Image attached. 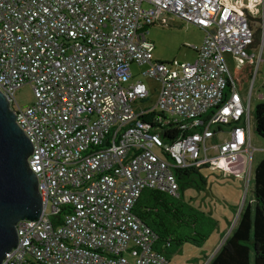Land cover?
Instances as JSON below:
<instances>
[{
	"label": "built area",
	"instance_id": "obj_1",
	"mask_svg": "<svg viewBox=\"0 0 264 264\" xmlns=\"http://www.w3.org/2000/svg\"><path fill=\"white\" fill-rule=\"evenodd\" d=\"M260 5L0 0V89L33 143L44 200L40 218L19 222L2 264H169L134 207L145 189L180 198L183 170L247 157L250 179L253 85L244 96L226 54L249 61L241 70L254 64ZM171 15L206 32L194 63L154 57L149 28ZM134 64L161 84L153 107ZM28 83L35 102L23 107L15 95ZM170 125L168 135L180 131L171 139L159 128Z\"/></svg>",
	"mask_w": 264,
	"mask_h": 264
},
{
	"label": "rangeland",
	"instance_id": "obj_2",
	"mask_svg": "<svg viewBox=\"0 0 264 264\" xmlns=\"http://www.w3.org/2000/svg\"><path fill=\"white\" fill-rule=\"evenodd\" d=\"M259 8L262 17L263 8L261 5ZM252 25L256 33L259 28H262L261 42L258 48L251 52L255 54V61L252 64L254 74L252 79L244 84L242 93L248 96L253 85L252 109L255 114L257 105L264 102V22L253 20ZM148 36L155 44L156 60L194 63L197 60L194 47H200L203 44L206 32L194 24L181 20L178 16L171 15L166 21L150 26ZM226 59L234 75H237L249 62L229 53ZM145 69L144 66L133 65L134 72L138 74L136 79L144 81L150 91L149 99L144 105L153 107L157 103L161 84L155 79L143 76ZM15 97L23 107L33 104L35 96L32 85L30 83L23 85L17 90ZM252 144L256 150L253 155L250 179V162L247 157H244L236 163L202 168L200 173L206 183L200 182L199 188L193 187L185 191L184 198L197 208L210 213L218 221V228L201 247L185 244L180 252L172 256L169 264H208L230 235L242 209L249 203L254 204L255 170L259 162L264 159V138L256 130V120L252 126ZM48 212H51V206L48 207Z\"/></svg>",
	"mask_w": 264,
	"mask_h": 264
},
{
	"label": "trees",
	"instance_id": "obj_3",
	"mask_svg": "<svg viewBox=\"0 0 264 264\" xmlns=\"http://www.w3.org/2000/svg\"><path fill=\"white\" fill-rule=\"evenodd\" d=\"M262 28L256 33L255 46L261 42ZM254 69L247 64L238 74L239 85L252 79ZM256 130L264 138V102L255 109ZM161 127V128H160ZM166 138H175L180 131L170 126H159ZM169 129V130H168ZM182 196L175 198L165 192L145 189L138 199L135 214L157 234L155 249L168 260L189 243L203 246L217 230L218 221L184 198L189 188L206 183L199 169L177 172ZM254 204L249 203L240 212L237 223L208 264H264V159L259 162L254 177ZM59 218V217H57Z\"/></svg>",
	"mask_w": 264,
	"mask_h": 264
},
{
	"label": "water",
	"instance_id": "obj_4",
	"mask_svg": "<svg viewBox=\"0 0 264 264\" xmlns=\"http://www.w3.org/2000/svg\"><path fill=\"white\" fill-rule=\"evenodd\" d=\"M33 143L17 123L0 89V264L18 245V224L36 220L44 210L39 180L29 165Z\"/></svg>",
	"mask_w": 264,
	"mask_h": 264
},
{
	"label": "crops",
	"instance_id": "obj_5",
	"mask_svg": "<svg viewBox=\"0 0 264 264\" xmlns=\"http://www.w3.org/2000/svg\"><path fill=\"white\" fill-rule=\"evenodd\" d=\"M227 55V54H226Z\"/></svg>",
	"mask_w": 264,
	"mask_h": 264
}]
</instances>
